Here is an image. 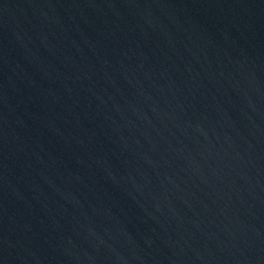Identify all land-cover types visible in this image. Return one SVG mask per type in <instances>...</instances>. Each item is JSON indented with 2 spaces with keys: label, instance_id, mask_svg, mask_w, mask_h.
I'll use <instances>...</instances> for the list:
<instances>
[{
  "label": "water",
  "instance_id": "1",
  "mask_svg": "<svg viewBox=\"0 0 264 264\" xmlns=\"http://www.w3.org/2000/svg\"><path fill=\"white\" fill-rule=\"evenodd\" d=\"M0 264H264V0H0Z\"/></svg>",
  "mask_w": 264,
  "mask_h": 264
}]
</instances>
